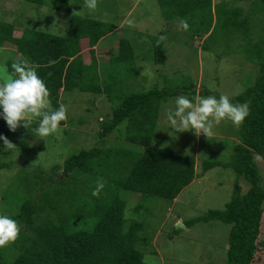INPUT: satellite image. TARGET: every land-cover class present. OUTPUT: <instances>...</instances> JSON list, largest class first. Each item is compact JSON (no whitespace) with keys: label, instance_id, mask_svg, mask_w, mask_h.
<instances>
[{"label":"trees","instance_id":"trees-1","mask_svg":"<svg viewBox=\"0 0 264 264\" xmlns=\"http://www.w3.org/2000/svg\"><path fill=\"white\" fill-rule=\"evenodd\" d=\"M27 1L39 6L48 1L54 9L70 10L69 0ZM158 1L167 19L189 17L194 34L209 33L203 43L205 49L211 46L209 40L216 44L224 42L222 38L228 40L237 34L242 35L249 43L248 51L252 50L250 59L259 65L256 82L231 100L233 104L247 103L250 109L242 124L241 140L234 146L229 165L238 176L233 195L223 209H210L205 215L185 223L190 227L197 221L217 219L230 224L226 264H252L259 248L264 212V187L255 162L257 155L264 158V0H253L247 14L244 8L224 10L220 2L214 4L213 0ZM17 27L15 23L0 21V46L7 43L14 45L21 55L18 61L27 59L39 66L37 72L49 90L47 99L52 101L51 108H59L63 92L104 93L115 105L112 104L111 114L101 119L100 142L126 122V140L135 144L136 148L120 150L94 146L71 155L63 165H54L52 174L48 176L38 169L36 189L40 193H36L39 199L22 203L17 215L12 217L18 222L19 236L14 242L0 247V264H147L140 245L150 244L153 239L144 235L143 222L131 220L128 223L127 201L119 190L140 193L141 202L148 197L172 201L196 177H202L222 163L206 160L202 164V172L198 173L195 155L153 143L160 107L169 97L178 95L179 89L153 87L116 94L113 84L101 85L107 81L105 79L109 74H103L105 79L101 81L95 46L99 38L111 30L106 22L73 15L66 36L30 28L23 29L22 34L16 36ZM220 31L225 34L224 37H220ZM85 37H88L90 45L89 63L85 62L80 42ZM131 47L129 40L121 39L119 53L111 59L133 63L135 59ZM153 47L154 61L164 63L162 42L159 46L156 42ZM49 60H56L57 63L47 67ZM8 63L12 74L13 60ZM132 69L137 73L135 67L132 66ZM204 92L210 91L207 89ZM195 97L194 90L189 99L195 102ZM2 111L1 108L0 113ZM39 119L32 118L30 128L21 123L13 132L0 115V135H6L30 153L29 139L38 127ZM65 124L67 119L60 122V125ZM61 168L62 173L59 172ZM100 175H105L104 180L101 179L105 187L99 197L92 196L90 184ZM241 178L251 184L245 193L239 187ZM141 207L142 203L135 209L139 211Z\"/></svg>","mask_w":264,"mask_h":264},{"label":"rangeland","instance_id":"rangeland-1","mask_svg":"<svg viewBox=\"0 0 264 264\" xmlns=\"http://www.w3.org/2000/svg\"><path fill=\"white\" fill-rule=\"evenodd\" d=\"M69 1L70 10L60 11L54 9L48 1L39 6L27 0H0V21L15 23L16 27L19 24L22 26L21 31L30 28L66 36L71 17L76 11L75 15L96 18L109 24L111 29L120 27L103 34L95 48L100 59L98 68L102 75L101 81L105 79L103 74H109L105 79L107 81L101 85L108 82L113 84L116 94L122 91H145L153 87L179 89L178 95L169 97L160 107L153 143L195 155L198 173L202 172V164L206 160L220 161L222 165L213 167L202 177L196 178L174 201L148 197L141 202L139 193L127 190L119 192L127 201L128 223L131 220L143 222L144 235L153 239L150 244L140 245L147 264H226L232 227L230 224L213 219L197 221L190 227L182 228L178 227V223L185 224L188 220L205 215L210 209H223L230 201L238 176L229 165L234 146L241 140L243 123L236 127L228 119L219 124L213 121L212 136L208 139L204 134L196 136L194 130H173L167 120V112L175 109L177 97L189 98L194 90L196 97L215 96L219 99L223 94L231 102L235 96L251 87L258 78L259 65L250 59L252 50L250 52L247 49L249 43L242 35L237 34L234 39L222 38L224 42L221 43L214 44L215 41L209 40L211 46L205 49L203 43L209 33L194 34L189 17L167 19L158 0H98L97 8L92 12L83 8L84 0ZM219 2L224 10L244 8L245 14L253 5V0H213L214 4ZM127 19L133 20L135 26L125 23ZM181 19H187L188 31L178 30ZM54 23L55 26L52 27ZM214 23L213 20L212 24ZM221 32L220 37H224L225 34ZM14 34L17 35V29ZM161 35L167 37L162 41L165 61L156 63L153 44ZM121 38H126L133 46L130 48L135 59L133 63H120L111 59L119 51ZM80 42L84 59L90 62L88 37ZM9 60L17 62V51L14 45L7 43L0 46V83L12 75L8 70ZM132 66L140 74L135 73ZM145 66L155 74L154 78L141 75ZM207 89L209 93L204 92ZM48 101L51 106L52 101ZM62 103L68 108L67 124L60 125L55 133L45 139L33 132L29 139L32 148L30 153L21 146H17L14 152L4 151L0 140V214L12 218L17 215L22 203L39 199L37 193L40 190L36 189L38 169L48 176L52 174L54 165H63L71 155L94 146L120 150L136 148L135 144L126 140V122L112 131L104 142H100L98 132L101 119L104 120L111 114L114 104L106 94L67 91L62 94ZM41 152L43 153L40 154ZM255 162L264 187V158L257 155ZM62 171L63 168L59 172ZM104 177L105 175H100L98 179L104 180ZM96 181L95 178L92 184L89 183L91 188L96 186ZM239 184L242 193L251 186L244 178L239 179ZM140 203L142 207L138 211L135 208ZM261 222L259 248L252 264H264V212Z\"/></svg>","mask_w":264,"mask_h":264},{"label":"clouds","instance_id":"clouds-1","mask_svg":"<svg viewBox=\"0 0 264 264\" xmlns=\"http://www.w3.org/2000/svg\"><path fill=\"white\" fill-rule=\"evenodd\" d=\"M98 0H84L83 8L89 12L97 8ZM77 12L74 11L73 15ZM129 26H135L133 20L125 21ZM55 26V23L52 27ZM179 31H188L187 19H181L178 24ZM161 35L157 45L166 40ZM56 60H49L47 67H52ZM38 65L32 64L29 60L13 62L11 68L13 73L0 83V108L3 109L0 115L7 122L9 129L13 132L23 123V126L30 128L33 123L32 117L40 118L38 127L33 131L40 138H46L55 133L60 122L67 119L68 108L60 103L58 109H52L48 101L49 90L44 80L38 75ZM52 75L51 72L48 73ZM141 75L154 78L155 74L147 66ZM249 106L245 104H233L227 95H221L219 99L215 96L195 97V103L185 96H179L175 100V109H169L167 120L173 130L185 132L194 130L196 136L204 134L208 139L212 136L213 121L219 124L222 120H230L234 126L240 127L247 115ZM211 118V119H210ZM3 141L4 151L14 152L17 145L6 135H0ZM41 152L40 154H42ZM40 156V155H39ZM105 185L101 179H97L96 186L92 190V196L99 197ZM20 228L18 222L8 215L0 214V247L14 242L19 236Z\"/></svg>","mask_w":264,"mask_h":264},{"label":"crops","instance_id":"crops-1","mask_svg":"<svg viewBox=\"0 0 264 264\" xmlns=\"http://www.w3.org/2000/svg\"><path fill=\"white\" fill-rule=\"evenodd\" d=\"M18 25H19V24H18ZM19 26H20V27H17V35L15 34L16 36H20V35L22 34V31H21V29H20L22 26H21V25H19ZM117 28H120V27H113L110 31L112 32V31L116 30ZM111 32H110V33H111ZM121 39H123V38H121ZM121 39H120V40H121ZM125 39H126V38H125ZM131 45H132V44H131ZM97 46H98V44L95 46V48H97ZM132 48H133V46H132ZM118 53H119V51L117 52V54H115V55H113V56H111V57H114V56L118 55ZM20 56H21V55H20L19 53H17V61L20 59ZM97 59H98V61H100V59L98 58V56H97ZM90 61H91V60H90ZM85 62H86V63H89L87 60H85ZM137 74H140V72L137 71ZM194 103H195V102H194ZM155 134H156V133H155ZM187 154H189V153H187ZM196 160H197V158H196ZM197 169H198V166H197ZM197 172H198V171H197ZM196 178H199V177H196ZM196 178H195V179H196ZM195 179H194V180H195ZM182 191H183V190H182ZM182 191H181V192H182ZM181 192H180V193H181ZM135 193H136V192H135ZM180 193H179V195H180ZM139 194H140V193H139ZM179 195H178V196H179ZM178 196L174 197V199H173L172 201L177 200V199H178Z\"/></svg>","mask_w":264,"mask_h":264},{"label":"water","instance_id":"water-1","mask_svg":"<svg viewBox=\"0 0 264 264\" xmlns=\"http://www.w3.org/2000/svg\"><path fill=\"white\" fill-rule=\"evenodd\" d=\"M178 227L187 228V226L185 224H183L182 222L178 223Z\"/></svg>","mask_w":264,"mask_h":264}]
</instances>
